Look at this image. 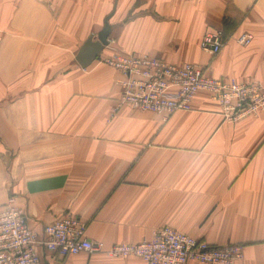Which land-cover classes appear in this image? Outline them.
<instances>
[{
    "label": "crops",
    "instance_id": "crops-1",
    "mask_svg": "<svg viewBox=\"0 0 264 264\" xmlns=\"http://www.w3.org/2000/svg\"><path fill=\"white\" fill-rule=\"evenodd\" d=\"M113 10L109 44L81 67ZM218 29L227 40L212 55L200 43ZM114 53L264 84V0H0V210L13 198L40 239L72 212L106 248L171 226L264 264V112L226 121L205 91L168 118L120 105L125 76L99 61ZM36 249L38 264H146Z\"/></svg>",
    "mask_w": 264,
    "mask_h": 264
},
{
    "label": "built area",
    "instance_id": "built-area-1",
    "mask_svg": "<svg viewBox=\"0 0 264 264\" xmlns=\"http://www.w3.org/2000/svg\"><path fill=\"white\" fill-rule=\"evenodd\" d=\"M253 37L244 33L237 38L247 45ZM227 37L223 30L207 31L201 48L212 55L221 52ZM123 73L120 105L140 111L159 113L168 118L176 111L191 108L195 96L205 91L217 102L224 120L237 122L264 112V84L246 83L208 74L207 67L196 63L177 65L147 54L114 53L99 60ZM87 223L70 212L44 228L40 239L31 230L22 208L9 199L0 210V264H38V244L65 259L81 252H104L112 257H138L146 264H235L244 258V245H214L180 232L171 226L153 231L138 243L119 242L106 248L104 242L86 236Z\"/></svg>",
    "mask_w": 264,
    "mask_h": 264
},
{
    "label": "water",
    "instance_id": "water-1",
    "mask_svg": "<svg viewBox=\"0 0 264 264\" xmlns=\"http://www.w3.org/2000/svg\"><path fill=\"white\" fill-rule=\"evenodd\" d=\"M113 13L114 10L105 18L104 25L98 32L97 39L94 40V34H91L80 47L75 60L81 67L86 68L89 66L99 57L104 47L109 44L108 37L112 29L110 18Z\"/></svg>",
    "mask_w": 264,
    "mask_h": 264
},
{
    "label": "rangeland",
    "instance_id": "rangeland-1",
    "mask_svg": "<svg viewBox=\"0 0 264 264\" xmlns=\"http://www.w3.org/2000/svg\"><path fill=\"white\" fill-rule=\"evenodd\" d=\"M98 58H99V57H98ZM98 58H97V59H98Z\"/></svg>",
    "mask_w": 264,
    "mask_h": 264
}]
</instances>
